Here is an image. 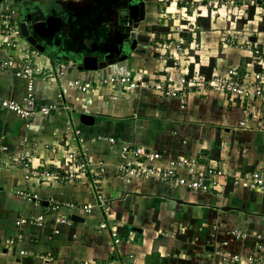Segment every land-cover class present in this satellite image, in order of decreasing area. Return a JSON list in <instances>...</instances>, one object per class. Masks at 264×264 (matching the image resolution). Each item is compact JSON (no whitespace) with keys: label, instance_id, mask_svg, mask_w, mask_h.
<instances>
[{"label":"crops","instance_id":"obj_1","mask_svg":"<svg viewBox=\"0 0 264 264\" xmlns=\"http://www.w3.org/2000/svg\"><path fill=\"white\" fill-rule=\"evenodd\" d=\"M143 1L145 18L137 29L139 34L143 32L144 23L148 26L157 20L154 16L156 0ZM60 2L81 27L76 32L77 44L88 37H99L98 33L92 34L93 30L89 33L84 30L105 18L104 9L100 7L104 5L101 0ZM207 4L200 12L186 10L183 14L185 19L190 20L186 24L191 23L194 28H200V34L204 31L208 35L200 36L201 48L193 52L196 30L192 32L188 50L184 47L182 64L177 68L172 66L173 60L154 54L151 47V42L155 40L151 35L156 31L162 34L161 39L166 38L168 30H149L146 34L148 41L139 40L124 60L102 69L69 66L61 75L51 79L39 75L33 97L29 98L33 100L34 108L27 125L26 120L0 103V264H219L214 249L226 240L229 251L238 249L243 254L248 251V244L241 241L236 248V241L248 237L250 243L258 232L252 224L262 222L264 225V191L235 185L228 175H243L257 169L264 172V114L260 99L247 105L237 96H226L210 89L205 82L201 86L188 85L174 96H165L152 86L155 81L162 80L165 88L175 87L182 76L193 74L198 76V80H207L199 72V61L206 63L210 57H216L212 75L224 73V67L232 64L243 68L250 60L241 64V56L252 58L249 46L258 45L259 37H263L261 41L264 42V31H257L259 33L255 35L249 33L246 36L251 43L248 50L229 46L221 49L219 55L220 40L212 33L218 34L220 29L214 31L211 28L214 27L211 24L214 10ZM175 7L171 3L167 9L173 11ZM19 8L27 15L33 10V5L18 6L15 0H0V17L13 9L17 21ZM199 16L209 19L208 28L197 24ZM179 19H174V24L181 22ZM223 22V19L216 20L220 28ZM249 22L257 25L258 21L250 19ZM156 24L168 26L166 20L164 23L156 21ZM22 37L17 49L0 48V101L8 97L21 102L26 95V79L2 67V62L9 56L27 55L34 65L42 67H49L55 61L68 62L38 51ZM251 37H256V40L252 41ZM91 45L89 51L94 47ZM259 46L264 47V43ZM96 51L91 52L92 56L100 55ZM190 64L193 65L191 73ZM257 66L259 70H264V63ZM119 73L145 79L147 84L126 89L104 83V78ZM76 79L89 81L91 88L86 91L77 89L73 84ZM45 106L50 107L47 114L40 111ZM82 115L93 116V121L88 119V123L83 122ZM99 136L113 137L115 142L99 139ZM216 137H219L220 144L216 142ZM126 144L141 145L146 150L160 152L163 159L157 164L162 166L167 165L169 159L191 157L195 160L192 168L195 175L206 168L220 169L223 171L220 187L199 196L196 194L199 189L193 192L151 177H136L126 182L118 175L122 147ZM20 151L29 155L34 167L50 170H76L74 162L66 158L69 151L84 153L91 163L85 171L76 170L72 179L33 178L26 181L21 169L10 159ZM228 185L232 190L225 194ZM17 188L36 192L41 198L29 201L16 193ZM98 193L110 201L108 215H104L98 206ZM43 200L45 205L41 203ZM50 200L88 204L91 211L83 215L73 214L82 217L83 221L71 218L68 224L53 220L63 210L50 215L41 224L32 220L46 210ZM224 206L231 208L224 210ZM241 216L244 222L239 219ZM20 219L24 220L17 224ZM104 220H107L109 228L117 230L119 243H113L109 229L98 227ZM124 225L128 226V232L119 231ZM241 225L245 227L241 228ZM131 226L139 228L140 232L132 230ZM238 228L247 233L233 238L230 231ZM189 231L190 238H176L177 233L186 235ZM9 239L14 240L11 246L7 244ZM208 245H212L213 249H206ZM20 250H24L25 254H20Z\"/></svg>","mask_w":264,"mask_h":264},{"label":"built area","instance_id":"obj_2","mask_svg":"<svg viewBox=\"0 0 264 264\" xmlns=\"http://www.w3.org/2000/svg\"><path fill=\"white\" fill-rule=\"evenodd\" d=\"M161 3V7H167L171 3L178 5V2L184 1L187 4L194 0H158ZM205 0H200L203 2ZM245 2V1H243ZM251 4H262L264 0H250ZM182 10H187L186 5L181 6ZM162 8L158 13L160 17L163 13ZM166 12V11H165ZM167 13V12H166ZM183 14V13H182ZM0 48H7L8 50L17 49L19 46L20 30L17 21L15 20L14 10L10 12H4L0 17ZM172 31V29L170 30ZM169 31V32H170ZM186 31V27L181 24L176 30V34L167 33L166 38L162 37L161 40H153L151 45L154 52L163 56L166 59L173 60V64L181 65L183 54L185 49L183 46V39L181 33ZM194 34V33H193ZM251 44V43H250ZM249 44V45H250ZM30 46V44H29ZM252 51V58L248 61L245 67L239 65H230L226 68L224 73L213 74L207 80H198L197 75L182 76L178 86L166 87L162 80L155 81L152 86L156 90H160L165 96L177 95L180 91H183L188 85H202L204 82L210 89L222 92L226 96H237L247 102V105L253 103L257 98L260 99L262 106V113L264 114V70H256L257 65H263L264 63V47L255 45L249 46ZM35 51V50H34ZM2 67L9 68L13 75L24 77L26 79V95L23 100L17 101L13 98L4 97L0 103L3 107L15 112L24 121L26 125L28 123L29 116L32 111L25 109L24 102L33 97L35 81L39 75L47 79H51L61 75L68 68V62L55 61L49 67L36 66L32 63V60L27 55H21L19 57L9 56L2 62ZM104 83L125 87L126 89H136L138 86H146L145 79H135L128 73L112 74L103 79ZM74 86L81 91H86L91 88L89 81L82 82L81 80H74ZM50 107H42L40 111L43 114L49 112ZM99 139H107L109 142L114 143L113 137L99 136ZM6 150V147H3ZM66 158L75 165L76 170L85 171L90 165V158L86 157L84 153H76V151H69L66 153ZM11 162L21 169L22 177L24 180L29 181L33 178L55 179L64 181L72 179L76 170L66 168L64 171L50 170L47 167H34L31 164L29 155L25 151H20L14 154L11 158ZM163 155L158 151L146 150L141 145H129L126 144L122 147V162L118 169V175L126 182L137 178H153L155 180L164 182L170 186H184L188 189H201L203 191L216 190L220 187V177L223 175V171L216 168H206L199 175H195L192 171L195 160L191 157L181 156L178 158L169 159L167 165L162 166L157 164V161H161ZM185 171V173L180 171ZM231 181L235 185H239L244 188H248L253 191H264V172L260 169L246 172L243 175H236L231 173L228 175ZM207 180V184L203 180ZM16 193L27 200H39L41 197L36 192L26 191L21 188L16 189ZM98 206L101 208L104 215H108L110 211V201L106 197L98 193L97 194ZM63 210V213L55 215L59 211ZM91 211V205L78 204L74 201H67L60 203L58 201L50 200L46 206V210L39 213L34 217V221L38 224L46 221L50 215H55L53 220L55 223L68 224L71 223V215H83L88 214ZM29 219V218H27ZM24 219L16 221L20 224ZM100 229H109V233L114 244L120 242V238L115 227L109 228L107 220H104L98 224ZM233 238L243 237L244 231L234 229L230 231ZM14 240L9 239L8 245H13ZM228 240L223 241L221 245H216L214 249V255L218 257L219 264H264V233L256 232L252 241L248 243V251L243 254L241 251H229L227 248ZM227 247V248H226ZM20 254H25L24 250L19 251Z\"/></svg>","mask_w":264,"mask_h":264},{"label":"water","instance_id":"obj_3","mask_svg":"<svg viewBox=\"0 0 264 264\" xmlns=\"http://www.w3.org/2000/svg\"><path fill=\"white\" fill-rule=\"evenodd\" d=\"M128 1L129 2L127 4L120 5V8H124L127 12L125 17L129 19L127 28L128 33L125 32L123 34H116V31H113L112 28L109 29L108 23L110 21L119 22L120 19L118 17L119 11L116 9L110 10L111 8L108 5L106 10L108 11V15L111 17L107 20L104 18L97 22L95 26L93 25L90 28H85L84 30L85 32L87 31V33L93 30L92 34L97 35V27L103 22V26L108 28V33L105 36L98 37L96 39L94 37H88L82 43L77 44L76 37L78 35L76 32L81 27L76 20L74 21L71 15H68V8H66L60 0L56 2L60 6L58 11L52 9L49 14V9L45 7L44 4L40 3L36 8V13L33 12L34 17H32V19H25V17L21 16L19 19V30L21 35L31 46L35 47L40 52H44V50L48 53L50 50L53 51L58 56V60H68V65L72 68L102 69L116 61L126 59L130 56L132 50H134L137 46V40L134 38L135 32H130L129 30L137 28L139 22L145 18V2L143 0ZM100 7L102 10L105 8L103 5H100ZM106 10H103L104 13ZM114 34L116 35L114 36ZM129 36L132 38L130 44L128 43ZM250 39L255 41L256 37H251ZM90 43H92L94 47H92V50L89 51L88 47H90ZM52 44H54L53 47H51ZM112 46L116 47L112 48ZM93 50L100 52L101 57L97 58L92 56L91 52ZM33 108V100H26L25 109L32 111ZM93 118L94 117L91 115L81 116L82 121L86 123L89 122L88 119L92 122ZM203 182L207 184L206 179L203 180ZM41 203L45 205L46 201L43 200ZM230 208L231 207L229 206L222 207L224 210H229ZM71 218L75 221H83V218L77 215H71ZM131 229L140 232V229L135 226H131ZM206 249L212 250L213 246L208 245L206 246Z\"/></svg>","mask_w":264,"mask_h":264},{"label":"rangeland","instance_id":"obj_4","mask_svg":"<svg viewBox=\"0 0 264 264\" xmlns=\"http://www.w3.org/2000/svg\"><path fill=\"white\" fill-rule=\"evenodd\" d=\"M208 1L210 4L209 3L207 4ZM243 1H245V2H243ZM156 2H157V8L154 9L155 10L154 16L157 17V20L155 19V22L157 21L158 23H164V21L166 20V22L168 23V26H167L168 31L167 32H169L172 29V33H175L179 25H181V24L186 25V27H187L186 31L187 32L181 33L182 39H183V46L186 49H187V47H189L188 44L190 42V39H192V37H191L192 32L196 30L195 31L196 33L194 36L195 46H194V49H192L193 52H195L199 48H201L200 36L203 34V36L205 37V35H208V34H206L204 31L202 34H200V31H199L200 28L199 27L194 28L193 24H191V23L186 24L190 20L185 19V16L183 15L184 13H186L185 12L186 10H182V8H181V6H183V5H186L187 11H189L190 13L194 12V11L200 12L203 9L204 5H206V4L208 5V7L212 8L214 10V12H213L214 19H213V22H211V24H213L214 27H211V28L214 31L218 28L220 29V32H218V34H216L214 32L212 33L214 36L218 35V38L220 40V42H219L220 43L219 44V53H218L219 55H221V52H220L221 49L228 48L229 46H234L237 48H244V49L248 50V46H249L250 42H249V40H247L246 36L249 33L253 34V35H255L256 33H259V32H257L258 30L256 28V23L251 24V22H249L250 19H248V16L246 13L247 12V6H249L252 3V2H250V0H207V1H205V3L200 2V0H194L193 3H191L189 1L187 4H185V2L182 1V2H178L179 4L176 5V7L173 11H169L167 9V7H165V8L161 7V3L158 0H156ZM161 8L163 10H165L167 13L165 11H163V13H165L166 15L163 14L160 17V15L158 13L160 12ZM1 13L2 12L0 11V16H1ZM262 15H264V2H262V4H257V5L255 4L253 19H255L256 22L260 21L262 18ZM176 18H180L179 20L181 22L174 24V19H176ZM217 18L219 20L223 19L225 21L222 23L221 28H220V25L216 23ZM243 21L247 23L246 26L242 25L244 23ZM155 22H154V24H149L148 26H146L145 23L143 24L144 28L142 29L143 32L141 31L142 33L139 34V40H141L142 42L148 41L149 37L146 34L148 33L149 30L154 31V30H157V28H155V27L159 28V27L164 26V25L160 26L157 24L155 25ZM195 25H196V23H195ZM212 34H210V36H213ZM166 35L167 34H165V36ZM151 36H154L153 39H155V40H161L162 34H158L155 31L154 34H152ZM22 38L25 39L24 37H22ZM261 38L262 37H259L258 39H259V44L262 45V43H264V42L261 41ZM207 39L208 38H206V40ZM209 39H210V37H209ZM206 43H207V41H206ZM145 44L146 43H144V45ZM152 44H153V42H151V45ZM203 46H206V44L203 43ZM140 50L143 52V48H140ZM144 51H145V48H144ZM44 52H46V51H44ZM189 53H190V50H189ZM154 54L157 55L156 52H154ZM138 55H140V54H138ZM241 57H243L241 59V64H242V62H246V61L251 59L250 57L248 58V56H241ZM173 65H175V64H172V66ZM177 67H179V65L176 64V68ZM223 70H226V66L224 67ZM244 109H245V106L243 107V110ZM179 187L184 188V186H179ZM191 191L194 192L196 190L191 189ZM30 192H33V191H30ZM204 192L205 191L199 189L196 192V194L200 196V195H203ZM238 209H240V208L238 207ZM242 209L243 208H241L240 210H242ZM243 214H245V213L243 212ZM245 218H246V216H245ZM239 219H242V222H244V220H245L244 218H242V216L239 217ZM262 220L264 221V217L262 218ZM240 227L243 228V227H245V225L244 226L241 225ZM252 227L255 228V231L262 232V233L264 232V225L262 224V222L254 223V224H252ZM241 241L248 244V237H246L243 240L239 239L238 241H236V243H237L236 248H238Z\"/></svg>","mask_w":264,"mask_h":264},{"label":"flooded vegetation","instance_id":"obj_5","mask_svg":"<svg viewBox=\"0 0 264 264\" xmlns=\"http://www.w3.org/2000/svg\"><path fill=\"white\" fill-rule=\"evenodd\" d=\"M37 1H39L38 3H36ZM102 1V3L104 4L103 6L105 7H103L105 10H106V8L108 7V5L110 6V10H112V9H116V10H118L119 11V19H120V21L119 22H117V21H110L109 22V29L110 28H112V30L113 31H116V34L117 33H121V34H123V33H128L127 32V28H128V20L129 19H127L126 17H125V15H126V11L124 10V8H120V5H125V4H127L129 1L128 0H101ZM15 2L17 3V5L18 6H20V5H22V4H24L25 6H30V4H32L33 5V10H31V12H29V14H25V12L24 11H21V9L19 8L18 9V16H17V23H19V19H20V17L21 16H23V17H27V18H30V19H32V17H34V13H36V8H37V6H38V4H44L45 5V7H47L48 9H49V14H50V12H51V10L52 9H55V10H59L60 9V6L56 3L57 2V0H15ZM47 3V4H46ZM27 8V7H26ZM67 8V7H66ZM28 9V8H27ZM34 12V13H33ZM44 12V11H43ZM42 12V13H43ZM22 13V14H21ZM106 16H104L105 17V19L107 20V19H109L111 16L110 15H108V11L106 10ZM33 15V16H32ZM141 22V21H140ZM140 22H139V24H138V27L137 28H132V30H129L130 32L131 31H134L135 32V36H134V38H136V40H137V44L139 43V33L137 32V29L139 28V26H140ZM32 24V23H31ZM19 25V24H18ZM97 33H98V36L99 37H103V36H105L107 33H108V28H106L105 26H103V22L97 27ZM129 38V44L131 43V41H132V38L129 36L128 37ZM55 42V41H54ZM54 46V44H52L51 45V47H53ZM127 46V45H126ZM50 47V48H51ZM114 47H116V46H112V48H114ZM45 51V50H44ZM66 52H69V51H67V50H65ZM97 52V51H96ZM49 53H50V56H52V57H58L53 51H49ZM70 53V52H69ZM97 53H99V52H97ZM100 55L99 56H95V57H97V58H99V57H101V53H99ZM55 59V58H54Z\"/></svg>","mask_w":264,"mask_h":264},{"label":"trees","instance_id":"obj_6","mask_svg":"<svg viewBox=\"0 0 264 264\" xmlns=\"http://www.w3.org/2000/svg\"><path fill=\"white\" fill-rule=\"evenodd\" d=\"M203 2L205 3V1H203ZM254 10H255V4H250L249 6H247V12L246 13H247L248 19H253ZM196 22L198 25H202L205 28H208L210 26L209 25L210 21L206 17H200L199 16L196 18ZM155 28H157L158 30H168L167 27H159V28L155 27ZM256 28L258 31H264V15H262L261 20L257 22ZM195 57H196L197 62H198L199 58L197 57V55ZM215 65H216V57H210L206 63L199 61V72H200V74L204 75L205 78L209 79L210 76L212 75V73L214 72L213 69L215 68ZM256 70H259V68L257 67ZM192 71H193V65L190 64L189 65V73H191ZM215 140L218 144H220L219 137H216ZM231 190H232V187L230 185H228V187L225 191V194H228V192ZM236 194H238V193H236ZM237 196H239V195H237ZM128 230H129V228L126 225L122 226V228H119V231L128 232ZM190 237H191V231H189L186 235H180L179 233L176 234V238L181 239V240H185L186 238H190Z\"/></svg>","mask_w":264,"mask_h":264}]
</instances>
